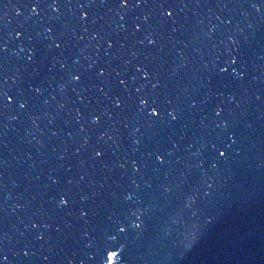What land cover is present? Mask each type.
Here are the masks:
<instances>
[{"label": "water", "instance_id": "water-1", "mask_svg": "<svg viewBox=\"0 0 264 264\" xmlns=\"http://www.w3.org/2000/svg\"><path fill=\"white\" fill-rule=\"evenodd\" d=\"M171 2L0 0V264H264V0Z\"/></svg>", "mask_w": 264, "mask_h": 264}, {"label": "snow or ice", "instance_id": "snow-or-ice-1", "mask_svg": "<svg viewBox=\"0 0 264 264\" xmlns=\"http://www.w3.org/2000/svg\"><path fill=\"white\" fill-rule=\"evenodd\" d=\"M37 7H39V5L37 4L36 5ZM119 6L121 8H128L130 7L131 5L129 4V0H120V3H119ZM51 7L55 8L57 11H59V6L58 4L54 3L51 5ZM81 8H87V7H91V5H84V4H81L80 5ZM155 7L159 10H161V15H162V19L164 20H174L175 19V9L177 7V5L173 2H171V0H157V3L155 4ZM33 13L35 14V9H33ZM82 19L84 20H87L88 19V15L87 14H84L82 17ZM147 20V17L145 18ZM49 31H51V29H49ZM148 41L150 44H155L156 41L154 39H152L151 37H148ZM57 48H59L61 45L60 44H56L55 45ZM233 64L236 63L235 60L232 61ZM139 72L143 73L144 74V79L145 80H150L151 79V76L150 74L146 71L145 68L143 67H140L138 69ZM73 79L76 81V82H79L82 78L80 76H74ZM122 84L126 83V81H121ZM153 88H157L158 85L157 84H153L152 85ZM139 91V90H138ZM14 100V98H12ZM116 103V106L117 107H120L122 105V101H120L119 99H117L115 101ZM140 103H141V106H142V110H147L150 108V111L147 112V115L153 119V120H160L162 118V112H161V109L159 107V103L158 101L154 100V99H151V98H141L140 100ZM21 107H26V105H21ZM167 115L171 118L172 121H176L178 119V113H176L175 111L173 112H170V113H167ZM217 116H220L221 113L220 112H217L216 113ZM92 123L93 124H99L100 123V118L99 116L95 117L93 120H92ZM226 127V125H224ZM137 143H139V141H137ZM233 143H235V141L233 140ZM215 147V145H214ZM218 154L223 157L225 160H227L229 157H228V153H227V150L225 151H220L219 148H216ZM98 156H101L102 153H97ZM157 162L161 165L165 164L166 163V159L164 158V154L163 153H160L158 154L157 156ZM136 171L139 172L140 169L139 167L136 168ZM69 203V201L64 198L60 201V206L63 207V206H66L67 204ZM84 215L86 216L87 215V212H84ZM134 227H140L139 224H136L134 225ZM120 232H126L127 229L125 227H121L119 229ZM115 239V238H113ZM196 242L195 240V237L192 239V243H190L188 246L189 247H192V245ZM122 252V250H121ZM25 255H27V253H25ZM106 264H120V253H118L115 249H111L107 252V255H106Z\"/></svg>", "mask_w": 264, "mask_h": 264}, {"label": "bare ground", "instance_id": "bare-ground-1", "mask_svg": "<svg viewBox=\"0 0 264 264\" xmlns=\"http://www.w3.org/2000/svg\"><path fill=\"white\" fill-rule=\"evenodd\" d=\"M121 264V263H120Z\"/></svg>", "mask_w": 264, "mask_h": 264}, {"label": "clouds", "instance_id": "clouds-1", "mask_svg": "<svg viewBox=\"0 0 264 264\" xmlns=\"http://www.w3.org/2000/svg\"><path fill=\"white\" fill-rule=\"evenodd\" d=\"M194 238V237H193Z\"/></svg>", "mask_w": 264, "mask_h": 264}]
</instances>
